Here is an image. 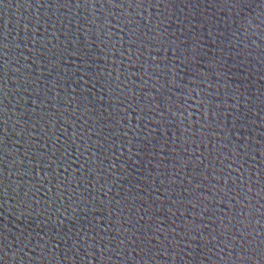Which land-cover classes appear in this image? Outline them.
<instances>
[{
  "label": "water",
  "instance_id": "1",
  "mask_svg": "<svg viewBox=\"0 0 264 264\" xmlns=\"http://www.w3.org/2000/svg\"><path fill=\"white\" fill-rule=\"evenodd\" d=\"M0 264H264V0H0Z\"/></svg>",
  "mask_w": 264,
  "mask_h": 264
},
{
  "label": "snow or ice",
  "instance_id": "2",
  "mask_svg": "<svg viewBox=\"0 0 264 264\" xmlns=\"http://www.w3.org/2000/svg\"><path fill=\"white\" fill-rule=\"evenodd\" d=\"M85 2H88V0H85Z\"/></svg>",
  "mask_w": 264,
  "mask_h": 264
}]
</instances>
